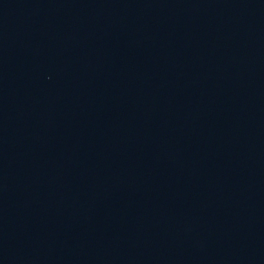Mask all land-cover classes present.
Returning a JSON list of instances; mask_svg holds the SVG:
<instances>
[{
    "label": "water",
    "instance_id": "95a60500",
    "mask_svg": "<svg viewBox=\"0 0 264 264\" xmlns=\"http://www.w3.org/2000/svg\"><path fill=\"white\" fill-rule=\"evenodd\" d=\"M0 264H264V0H0Z\"/></svg>",
    "mask_w": 264,
    "mask_h": 264
}]
</instances>
